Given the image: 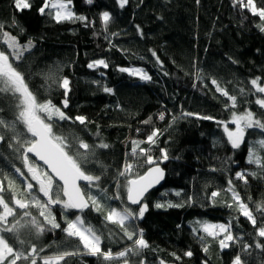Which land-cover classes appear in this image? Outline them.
<instances>
[{
  "label": "trees",
  "instance_id": "16d2710c",
  "mask_svg": "<svg viewBox=\"0 0 264 264\" xmlns=\"http://www.w3.org/2000/svg\"><path fill=\"white\" fill-rule=\"evenodd\" d=\"M254 2L257 8H264V0ZM30 3L31 8L21 12L15 9L14 0H0L3 30L17 36L21 44L32 40L34 45L18 62V70L24 73L30 89L39 99L50 98L61 107L63 90L46 77L54 72L56 78L70 80L69 106L63 110L71 117L85 116L88 122L85 125L58 122L55 130L64 135L73 132L90 145L101 140L110 145L107 149H97L92 162L85 166L91 174L101 177L100 187L107 189L108 195H114L117 182L124 181L123 177H118L124 162L133 160L131 141L146 139L153 128L161 130L157 145L152 147V155L159 156L160 148L168 150L170 159L161 163L167 177L161 186L146 195L149 208L137 224L144 230L149 247L140 255L129 256V264L141 261L144 264H160V261L165 264H232L236 255L241 256L243 264H264V237L256 235V228L247 218L224 206L230 194L222 191L232 180L241 199L253 210L258 224L264 221V214L256 211V205L264 200L255 197L264 190V171L247 163L249 147L264 138V132L249 129L245 143L233 149L215 120L181 116L183 112H191L210 115L216 120H230L231 113L225 109L227 98L216 92L211 84L214 78L221 87L237 96L238 112L248 108L264 120V109L254 103L256 97L249 91L251 79L261 77L264 81V32L257 27L260 18L248 9L233 7L232 0H199V3L197 0H129L123 9L116 0H94L91 5L85 0H72L73 10L92 21V25L86 27L79 21L57 23L50 16L41 15L38 8L44 0H30ZM103 11H109L113 17L106 32L99 19ZM14 21L18 23L14 25ZM5 47L0 40V49ZM153 51L162 64L157 63ZM97 59H105L109 67L88 68L87 65ZM133 66L146 70L152 80L141 81L118 70ZM197 70L204 78L202 81L195 78ZM93 81L112 88L113 94L105 93ZM241 88L246 95H241ZM15 105L10 94L0 93V118L14 121ZM161 112L165 113L164 120L158 118ZM149 117H152L151 123L143 124L142 121ZM173 117H176L175 122ZM17 131L22 137L25 135L22 125L17 124ZM0 134L5 136V140L0 141V178L14 179L17 187L22 188L23 178L15 168L25 173L27 170L20 153L9 147L10 143L14 144L13 133L0 128ZM30 159L35 160L31 156ZM146 167H139L137 171L142 173ZM239 171L256 173L247 177L248 191H244L236 179ZM92 191L99 194L98 189ZM213 191H220L215 203L211 198ZM157 201H172L184 206L157 209L153 206ZM107 203L119 206L121 202L109 200ZM31 211L37 214L34 208ZM53 211L63 226L60 207L56 206ZM17 212L19 214V210ZM84 215L105 232L102 244L105 250L111 248L115 253L131 243L122 238L115 225H109L116 235L108 239L100 214L86 211ZM202 220L210 223L231 220L235 242L221 250L218 240L198 239L192 229ZM21 239L26 241L25 250L30 244L44 248L41 255H51L58 249L71 250L76 243L60 230L37 237L24 229ZM205 246L207 252L203 250ZM189 250L193 253L191 257L184 255ZM173 253L181 259L176 260ZM67 264L102 262L83 255L70 258Z\"/></svg>",
  "mask_w": 264,
  "mask_h": 264
},
{
  "label": "snow or ice",
  "instance_id": "6c2138e0",
  "mask_svg": "<svg viewBox=\"0 0 264 264\" xmlns=\"http://www.w3.org/2000/svg\"><path fill=\"white\" fill-rule=\"evenodd\" d=\"M85 2L91 5L94 0H85ZM128 2L129 0H116L121 9ZM232 3L233 7L239 6L241 9H248L254 16H258L260 23L257 27L261 32H264V8H257L254 0H232ZM31 6L30 0H14V7L18 11L30 9ZM38 12L41 15L50 16L57 23L79 21L86 27L92 25V21L88 17L78 15L73 10L72 0H44L42 6L38 8ZM99 19L106 32L113 19L112 14L109 11H103L99 13ZM13 23L16 25L18 22L14 21ZM3 29L4 25L0 24V40L6 45L4 49H0V93L10 94L15 99L16 112L15 120L12 122L0 118V128L8 129L13 133L14 144L10 143L9 147H14V150L20 153L23 167L27 171L25 173L21 168H15V172L23 178L22 188L17 187L14 179L7 176L0 178V264H18V262L38 264V261L40 264H61V262L67 264L70 258L83 255L96 257L102 264H113L117 261L119 264H129V256L140 255L144 249L149 247V242L144 238V230L138 227L137 221L142 220L148 211L146 195L165 179V169L160 165L170 159L168 150L160 148L159 156L152 155V147L157 145L161 130L153 128L146 139L131 141L130 155L133 160L124 162L122 170L118 173V177H123L124 181L123 183L118 181L116 193L108 195L107 189L100 187L101 177L91 174L85 166L92 162L97 149H107L110 145L102 140L90 145L73 132L64 135L55 130L58 122H79L80 125H85L88 122L85 116L71 117L63 110L69 106L70 80L67 77L56 78L54 72H50L46 77V79H51L57 88L63 90L62 107L54 104L50 98L39 99L37 94L30 89L24 73L18 70V62L22 61L24 54L34 47L32 40L21 44L17 36ZM152 55L156 57L157 63L162 64L155 51L152 52ZM233 63L238 62L233 60ZM87 66L90 69L98 70L107 69L109 64L105 59H97ZM193 66L195 67V63ZM118 70L131 77H137L141 81L152 80V77L143 68L119 67ZM100 75L103 76L104 73L101 72ZM195 78L197 81L204 79L199 70H197ZM93 83L100 85L105 93L113 94V89L100 84V81H93ZM249 83L252 86L249 91L256 97L254 103L264 109V95H261L264 94V81L261 77H255ZM211 84L215 86L217 93L227 98L225 109L231 113L230 120H216L210 115L201 116L191 112H183L182 117L196 116L201 120H215L233 149H239L245 143L246 132L249 129L256 128L264 132V120L257 118L256 114L248 108L238 112L236 110L238 107L237 96L221 87L214 78L211 79ZM193 87H196V83L193 84ZM239 91L241 95H246L244 88ZM158 118L164 120L165 113L161 112ZM172 119L175 122L176 117ZM151 121L152 117H149L142 123L148 125ZM17 124L23 126L25 132L23 137L17 131ZM229 125H234V127ZM139 131L137 129V132ZM96 135L99 136V132ZM4 140L5 136L0 134V141ZM143 144H147L148 147H141ZM262 151H264V138L249 147L247 163L264 171ZM29 154L35 160L30 159ZM38 162H43V166L46 167L41 166ZM145 165L147 167L142 173L137 171L139 167ZM249 175L255 176L256 173L239 171L235 174L236 179L245 184L248 183ZM5 181H7L6 187ZM81 182H84L83 185ZM92 189H98L99 194H94ZM222 191L230 194V200L224 201V206L234 209L240 216L247 218L256 228V235L264 237V221L258 224L253 210L248 203L241 199L232 180L228 181V187ZM175 194L179 196L180 192ZM219 195L220 191L211 193L214 203ZM109 200H117L121 203L119 206H112L107 203ZM190 201L191 197L188 202ZM131 205H135L137 208L133 209ZM56 206L61 209L60 216L63 226L53 211ZM153 206L157 209H167L183 207L184 204L157 201ZM33 208L36 210V215L31 211ZM17 210H19V214ZM86 211L100 214L101 223L108 232V239L116 235L109 228V225H115L119 233L122 234V238L131 243L115 253L111 248L105 250L102 247L105 232L87 220L84 215ZM256 211L264 214V203L257 204ZM69 213L72 215L69 216ZM233 219H238V217H233ZM196 225L192 231L194 234H198V239L204 240L205 237H210L218 240L221 250L229 248L230 244L236 240L232 232L231 220L227 223H210L207 220H202L197 221ZM24 229L34 233L37 237L45 232L60 230L66 238L75 240L76 243L71 250L58 249L51 255H41L45 251L44 248H37L35 244H30L27 250L23 247L26 243L21 239ZM200 233L203 235H199ZM256 246L261 247L260 244ZM247 247L248 245H244V248ZM203 250L207 252V246ZM172 255L176 260L181 259L175 253ZM184 255L191 257L193 253L189 250ZM140 264H144V262L141 261ZM160 264H165V262L160 261ZM232 264H243L241 256L236 255Z\"/></svg>",
  "mask_w": 264,
  "mask_h": 264
},
{
  "label": "rangeland",
  "instance_id": "374dc122",
  "mask_svg": "<svg viewBox=\"0 0 264 264\" xmlns=\"http://www.w3.org/2000/svg\"><path fill=\"white\" fill-rule=\"evenodd\" d=\"M133 67H135V66H133ZM138 68H141V67H138ZM229 126H230V127H234V125H229ZM239 184L241 185V187H242V189H243L244 191H248V189H249V183L245 184L243 181L239 180ZM255 197H256L257 199H259V200H264V190L261 191L260 193H257V194L255 195Z\"/></svg>",
  "mask_w": 264,
  "mask_h": 264
},
{
  "label": "water",
  "instance_id": "95a60500",
  "mask_svg": "<svg viewBox=\"0 0 264 264\" xmlns=\"http://www.w3.org/2000/svg\"><path fill=\"white\" fill-rule=\"evenodd\" d=\"M30 156H31V154H29ZM32 157V156H31ZM33 159H35L34 157H32ZM38 163H40V165H42L43 166V162H38ZM161 166V165H160ZM44 167H46V166H44ZM162 167V166H161ZM163 168V167H162ZM166 177H167V174H166V171H165V179L163 180V181H161L160 182V184H158V185H156L154 188H152L150 191H149V193L151 192V191H153L154 189H156L157 187H159V186H161L164 182H165V180H166ZM83 183L84 182H81V184L83 185ZM148 193V194H149ZM131 206H135V205H131Z\"/></svg>",
  "mask_w": 264,
  "mask_h": 264
}]
</instances>
